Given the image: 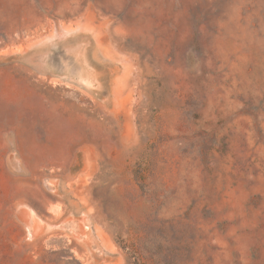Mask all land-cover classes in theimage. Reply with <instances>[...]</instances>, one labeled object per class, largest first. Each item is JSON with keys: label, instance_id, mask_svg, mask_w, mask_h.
<instances>
[{"label": "rangeland", "instance_id": "rangeland-1", "mask_svg": "<svg viewBox=\"0 0 264 264\" xmlns=\"http://www.w3.org/2000/svg\"><path fill=\"white\" fill-rule=\"evenodd\" d=\"M0 264H264V0H0Z\"/></svg>", "mask_w": 264, "mask_h": 264}]
</instances>
